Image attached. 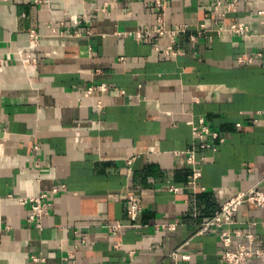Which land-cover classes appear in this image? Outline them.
Instances as JSON below:
<instances>
[{"label":"crops","instance_id":"1","mask_svg":"<svg viewBox=\"0 0 264 264\" xmlns=\"http://www.w3.org/2000/svg\"><path fill=\"white\" fill-rule=\"evenodd\" d=\"M216 1L164 0L166 27L188 28L171 56L153 0H0V264H227L220 229L198 230L235 191H264V0L220 19ZM232 21L249 33L191 39ZM41 193L50 206L36 227L19 199ZM231 228L264 251V206L242 204Z\"/></svg>","mask_w":264,"mask_h":264},{"label":"built area","instance_id":"2","mask_svg":"<svg viewBox=\"0 0 264 264\" xmlns=\"http://www.w3.org/2000/svg\"><path fill=\"white\" fill-rule=\"evenodd\" d=\"M153 2L160 12L157 15V25L153 31L158 35L165 37L168 41L166 47L163 49V52L166 55L171 56L181 54L182 52L175 48V44L178 42L179 35L188 30L187 26L177 25L174 28L166 27L163 17L164 0H153ZM238 5L239 0H217L216 3L213 4V13L216 14L218 19L221 17L225 18L228 13L235 12L238 9ZM220 8H222V11ZM256 17L260 23L264 22V11H257ZM211 31H215L218 34L222 32H229L236 36H246L249 33V27L247 24L239 21L225 22L224 25H219L215 28H209L205 23H201L196 34L192 35L191 39L195 40L199 37H210L209 32ZM149 33V30L140 31L137 33V36L140 37L143 35H149ZM38 38V34L32 31L29 34L27 46L23 47V49L19 51L20 59L23 65L27 66L31 62L35 61L34 58ZM244 60L246 59H240V61ZM91 91L92 87L88 88L86 93H91ZM192 129L194 136L199 140L200 147H203L204 144L200 141H202L203 135L208 132L207 126L201 123L199 126L193 125ZM214 136L216 135L214 134ZM183 153L185 154V161L194 166L196 163L194 150H187ZM198 177L199 171L194 168L189 177L188 184L195 185ZM171 188L173 190H177L176 187L172 186ZM56 192L57 188H53L50 191V194H54ZM48 198V193H41L36 197L19 199L22 204H30V211L27 220L36 227L41 226L42 217L47 214L48 207L50 206V202L47 200ZM127 201V215L130 221H134L137 217L138 211L140 210L137 196L130 193L127 195ZM244 203H252L257 207H263L264 191L257 185H253L246 190L235 191L231 197L221 203L219 209L215 211L210 219L202 223L200 229L198 230V234L208 232L212 228L220 229L219 239L222 245L221 258L227 264H252L255 258H261L260 264H264V251L260 248H252L250 245L253 241V235L251 233L246 234L249 241L248 244L234 242L232 238L234 233L241 234L240 231L233 230L231 226L236 223L238 209ZM250 224L254 225L255 223L251 222ZM108 228L112 233H115L120 228V224H111L108 225ZM169 229H173V226H169ZM179 256L182 259H186L188 257L186 254H181L177 250L169 254V257L172 259H176Z\"/></svg>","mask_w":264,"mask_h":264}]
</instances>
